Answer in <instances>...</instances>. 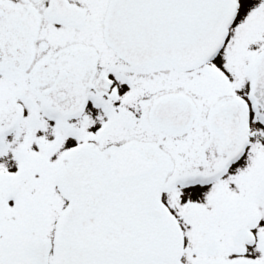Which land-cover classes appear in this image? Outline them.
Wrapping results in <instances>:
<instances>
[{
  "label": "snow or ice",
  "instance_id": "snow-or-ice-1",
  "mask_svg": "<svg viewBox=\"0 0 264 264\" xmlns=\"http://www.w3.org/2000/svg\"><path fill=\"white\" fill-rule=\"evenodd\" d=\"M0 264H264V0H0Z\"/></svg>",
  "mask_w": 264,
  "mask_h": 264
}]
</instances>
